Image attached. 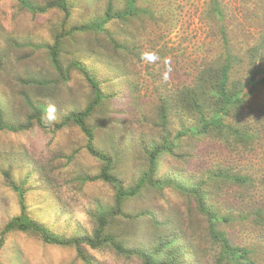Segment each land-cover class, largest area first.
<instances>
[{
  "label": "rangeland",
  "instance_id": "374dc122",
  "mask_svg": "<svg viewBox=\"0 0 264 264\" xmlns=\"http://www.w3.org/2000/svg\"><path fill=\"white\" fill-rule=\"evenodd\" d=\"M32 1L44 4L52 0ZM217 1L222 19L212 12V0H137V6L147 12L129 22H110L109 31L121 38L120 33L126 34V29H131L132 47L138 46L142 50L140 55L124 57L112 48L101 31L83 30L62 39L60 58L64 66L81 58L93 67L100 80L109 78L100 83L103 91L121 93L105 98L87 122L93 128L96 146L113 158V173L124 186L132 184L147 165L143 140L160 131L158 108L162 94L173 96L174 90L192 81L204 66L223 59L227 50L238 57L231 80L242 81L255 66L264 67V49L261 53L250 50L264 36V0ZM67 2L69 18L63 22L65 13L56 5L45 12L32 13L17 0H0V97L7 104L9 116L24 121L29 110L22 93L46 96L49 103L46 114L51 122L47 129L37 124L19 132L0 129V230L10 217L19 213L18 195L9 180L18 183L28 172L29 178L24 183L28 211L54 233L69 236L76 230L91 232L94 221L89 209H94L98 201L113 200L115 189L111 184L101 180L84 182L79 177L97 174L101 165L85 150V136L79 127L72 122L55 126L69 111L83 109L92 99L91 85L76 68L69 70L66 81L59 80L47 49L35 47L52 43L61 33L62 25L69 29L100 16L108 0ZM121 2L113 0L115 6ZM120 69L123 75L116 77ZM41 77L56 81L47 86L22 82ZM247 98L242 112L247 119L243 124L258 133L253 151L234 156L235 151L230 152L228 143L214 136L188 138L182 143L185 148L179 151V156L160 157L156 175L164 176L175 170L197 175L210 170L218 172L220 177L210 184L207 202L221 214L233 217L221 223V229L231 233L234 243L251 250L250 257L256 264H264V83L258 84ZM171 114L173 131L179 129L180 123L192 121L189 113L183 115L180 109ZM222 162L229 164L227 170L217 169ZM240 163L251 165L254 184L249 180L240 185L226 176L230 168ZM260 169L262 174L254 176ZM143 207L154 208L159 221L169 220L181 231L184 240L192 241L196 247L193 264H224L217 261L218 247L209 237L194 199L170 185L161 190L148 187L127 199L124 214L115 218L112 231L128 244L152 240L161 230L158 223L147 216L138 219L125 216ZM4 241L0 264H84L74 247L47 243L35 232L14 230L4 236ZM86 251L94 264H140L137 257L118 254L110 246L86 247Z\"/></svg>",
  "mask_w": 264,
  "mask_h": 264
},
{
  "label": "trees",
  "instance_id": "16d2710c",
  "mask_svg": "<svg viewBox=\"0 0 264 264\" xmlns=\"http://www.w3.org/2000/svg\"><path fill=\"white\" fill-rule=\"evenodd\" d=\"M23 7L32 13H42L58 6L65 13L64 21L69 18L68 0H52L44 4H37L32 0H17ZM211 10L218 19H222V9L217 0H212ZM145 8L137 6V0H123L121 4L115 6L113 0H108L106 8L100 16L89 20V22L80 25H71L69 29H65L62 25L61 33L56 35L52 43L35 45L36 48L45 47L48 51V57L52 68L59 80L66 81L69 78V70L71 68L78 69L87 79L92 87V99L84 106L83 109H74L69 111L64 119L57 123L56 127H61L69 122L76 124L85 136V150L94 158L100 161L99 172L95 175L81 174L79 177L82 181L101 180L111 184L115 193L111 203L96 202L94 209L90 208L89 216L94 221L91 232L86 230H76L73 234L66 236L54 233L43 221L33 217L29 211L25 201L24 183L29 178V173L24 178L19 179L18 183L9 180L13 189L17 193L19 204V213L10 217L0 230V249L5 244L4 236L14 230L21 232H35L40 235L43 241L61 245L72 246L75 248L76 255L84 262V264H94L91 256L86 251V247L97 249L103 246H110L118 254L126 257H137L140 264H193L195 258L196 247L189 239H183L176 226L170 224L169 220L159 221L154 208H141L134 213H127L131 219H138L147 216L152 222H156L160 226V232L152 240L143 244H128L120 235L112 231L111 225L115 218L123 215V207L127 199L143 193L148 187L155 190H161L164 186H173L176 190L192 197L195 201L197 211L205 219L207 225V233L211 240L217 245V261L224 264H256L251 259V250L245 246L238 245L231 240V233L221 229V223L229 222L233 219L230 215H223L220 210L207 202L208 195H211L210 184L219 179V173L211 171L202 175L186 174L183 170H175L165 173L164 176L156 175L159 166V159L164 155L179 156L180 150L185 146L182 143L188 138L200 139V137L214 136L221 139L230 146V152H234V156L245 155L253 151V142L258 138L257 131L249 125H244L246 117L243 112V106L248 99L247 96L254 91L258 84L264 83V67H258L249 72L242 81L231 80V74L237 69L234 67L238 62V57L231 51L227 50L223 59H217L204 66L198 71L195 78L183 83L173 91V96L162 94L160 105L158 108V124L160 131L158 134L147 140H143L145 144L144 152L146 154V167L139 171L135 181L128 186H124L121 179L114 173L113 158L103 149L98 148L94 142L93 128L88 124L87 118L107 97L120 96L119 91L106 92L100 87V83H105L109 78L100 80L98 73L86 65L80 59H73L64 66L62 64L60 54L62 51L63 38L70 36L75 32L83 30L101 31L106 36V40L112 44V48L124 57L130 55H140L142 50L133 44L130 38H133L132 30L126 29V34L120 33L121 38L114 37L113 31H109L110 22H129L133 17H140L145 14ZM225 43L227 38L222 33ZM105 38V37H104ZM264 49V36L261 42L251 51L261 53ZM81 55L82 51L76 50ZM92 54L102 55L103 53L92 52ZM2 59L0 58V64ZM113 66L114 64L111 63ZM1 67V65H0ZM117 69V66H114ZM116 72V77L123 75V69ZM130 76V74L128 75ZM49 77H41L37 79H29L22 81L27 84H36L47 86L56 81ZM51 81V82H50ZM134 82V79H132ZM126 93V97H127ZM44 96V95H43ZM46 97V96H45ZM45 97H32L28 93L23 92L22 98L29 113L24 121H18L9 116V111L5 100L0 97V129L11 132H19L27 130L34 124L47 129L50 124V116L46 113L49 110V103ZM128 98V97H127ZM180 109L183 115L187 112L188 118L192 121L186 124L180 123L179 129L172 130L171 112ZM253 114L251 118H253ZM251 165H237L227 171L226 175L230 180L236 181L237 184L244 185L251 181L254 184ZM229 168V164L218 165L217 169ZM255 169V167H254ZM222 172L221 170H218ZM262 174V170L254 172ZM4 252V251H2ZM8 253V251H5ZM12 261L18 263L15 259Z\"/></svg>",
  "mask_w": 264,
  "mask_h": 264
}]
</instances>
